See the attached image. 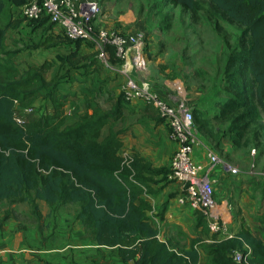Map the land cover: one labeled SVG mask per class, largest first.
<instances>
[{"label":"trees","instance_id":"1","mask_svg":"<svg viewBox=\"0 0 264 264\" xmlns=\"http://www.w3.org/2000/svg\"><path fill=\"white\" fill-rule=\"evenodd\" d=\"M164 1L189 11L193 17L202 10L209 16L221 12L243 27L244 46L230 50L223 65L224 96L218 99L219 109L214 116L218 123H227L236 139L243 137L264 115V0ZM25 2L0 0V16L6 3L10 8H21ZM29 21L50 22L47 17ZM5 28H0V48ZM82 42L55 33L44 37L37 46H65L64 52L56 53L57 62L78 69L86 65V57L79 52ZM106 51L108 61L119 65L113 46L108 45ZM87 58L95 64L92 56ZM51 66L50 61H45L20 70L12 63L0 62V201H28L37 219L35 199L44 200L51 210L76 205L75 218L88 237L97 246L107 247L108 257L120 264H198V239L192 238L184 247L169 237L161 238L151 219L154 207L144 198L157 191L152 185L160 180L155 178L161 174V178H167L168 168L155 167L142 156L121 153L126 133L122 121L129 113L123 103L128 101L120 92L103 93L101 86L97 88L99 97L69 119L65 110L67 96L59 88L62 80L43 75ZM43 93L49 110L40 115L30 112L21 124L17 123L15 113ZM192 114L195 126L207 128V119L197 110ZM151 117L164 120L160 115ZM166 204H162L161 211ZM6 218L3 215L0 222ZM244 244L250 249L249 261L264 264V231L261 237H254L241 229L231 237L198 247L206 250L207 264H237L232 260V251H246Z\"/></svg>","mask_w":264,"mask_h":264},{"label":"crops","instance_id":"2","mask_svg":"<svg viewBox=\"0 0 264 264\" xmlns=\"http://www.w3.org/2000/svg\"><path fill=\"white\" fill-rule=\"evenodd\" d=\"M99 25L111 29L112 23L100 20ZM144 30L147 32V55L160 45L163 34L155 36ZM59 31V27L54 26V32ZM190 59L192 65L197 64L195 56L190 55ZM148 64L147 60L145 68L134 73L138 79L149 80L162 98L172 104L182 103L207 119V128L199 130L201 145L194 149L192 157L201 166L199 174L202 176L209 175L210 162L206 150H212L219 157V162L213 167V176L216 178L213 186L216 204L213 211L227 228L226 235L213 234L210 230L208 235L201 234L193 221L195 210L187 204L179 205L176 201L181 192V184L167 176L163 182L152 185L157 190L155 193L144 195L154 207L151 219L159 229L160 237H169L174 243L180 244L184 236L186 242L180 244L184 247H188L192 238L201 237L196 244H208L229 234L234 235L241 229L247 230L254 237H261L264 231V183H256L247 170L250 156L247 147L250 143H244V139L241 142V138L236 139V135L227 129V124L222 125L214 118L219 109L217 101L221 96L211 90L198 93L194 86L186 92L180 84L162 80L158 73H152L147 68ZM117 75L125 79L119 72ZM111 89L115 91L117 88ZM118 92L119 89L115 94ZM128 111L127 117L130 116L131 120L124 126L126 133L122 155L142 156L155 167H169L176 144L167 138L165 121H156L143 110ZM263 153L264 146L258 149L256 157L260 168H264ZM229 166L238 168L239 174L229 172ZM164 202H167L166 208L160 215L157 208ZM34 203L39 219L28 201L12 202L0 210V219L7 215L0 222V264H120L108 257L107 247L97 246L88 237L83 225L75 218L76 205L67 204L51 210L44 200L35 199ZM206 224L208 226L207 221ZM196 246L200 257L198 264H204L205 252L199 245Z\"/></svg>","mask_w":264,"mask_h":264},{"label":"rangeland","instance_id":"3","mask_svg":"<svg viewBox=\"0 0 264 264\" xmlns=\"http://www.w3.org/2000/svg\"><path fill=\"white\" fill-rule=\"evenodd\" d=\"M97 1L102 8V13L95 24L96 22L99 24L100 20H106L112 23L111 29L119 32L139 30L145 32L144 29H146L151 35L163 34V39L159 41L160 45L146 55L149 63L147 68L151 69L152 73H158L162 80H172L180 84L186 92L194 86L198 93L211 90L213 93L216 91L218 95L224 96L221 91L223 86L221 75L226 56L235 47L244 46V41L241 40L243 27L240 24L231 21L221 12H215L209 16L210 14L202 10L197 17H193L189 11L167 4L164 0ZM4 27L6 28L4 44L0 48V62L12 63L20 70H25L29 66L50 61L52 66L43 75L46 79L62 80L59 88L67 96L65 110L69 119H74L85 109L88 102H93L99 97L98 87L102 86L104 93L105 90H112L111 88L114 87L118 89L125 80L118 77L116 65H112L108 60L106 63L97 58L99 47L90 41L82 42L79 49V52L86 57L83 61L86 64L85 67L81 65L78 69H71L65 65L62 66L57 62L55 55L64 52L65 46L58 45L51 48L37 46L47 35H55L54 26L48 21L33 23L25 19L21 8H10L8 3L5 4L0 16V28ZM89 55L95 60V64L89 62L87 58ZM190 55L195 56L197 64L190 63L192 62L191 59L189 60ZM138 71H131L130 77L138 79L134 74ZM117 89L112 92L115 94ZM104 100L105 98L102 101ZM123 104L127 110H143L159 117L150 104L140 102H124ZM27 107L32 108L31 112L35 115L48 111L49 102L46 100L45 93L32 99ZM130 120V116L126 117L122 121L123 125L125 126ZM196 127L200 135V128L197 125ZM252 127L253 130L244 133L241 137V142L244 139V143H250L247 147V153H250L247 170L249 171L253 164L255 171L260 172L264 171V168L258 167L256 157L258 149L264 146V115ZM167 168L166 173L169 174L170 169ZM161 176L163 174L155 179L163 182L166 178ZM253 179L258 184L263 183L256 176H253ZM11 203L12 201H0V210ZM162 208V206L157 208L160 215L165 210L161 211ZM201 217L195 210L194 224L200 229L201 234L208 235L209 228L205 219ZM184 238V236L181 237L180 244H185ZM197 239L200 240L201 237ZM201 244L206 245V243ZM203 250L204 264H207L208 257L206 250L204 248Z\"/></svg>","mask_w":264,"mask_h":264},{"label":"built area","instance_id":"4","mask_svg":"<svg viewBox=\"0 0 264 264\" xmlns=\"http://www.w3.org/2000/svg\"><path fill=\"white\" fill-rule=\"evenodd\" d=\"M23 16L28 20H37L47 17L54 26L59 27V32L71 40L93 42L99 47L97 58L107 63L108 53L106 47L113 46L115 55L120 59L116 70L124 75L125 80L120 85L119 92L128 102H140L152 105L163 117L167 126V138L176 144L170 160L168 177L181 184V192L176 197L179 205H189L199 211L208 223L213 234L226 235L225 223L215 214L213 208L216 204L213 195V186L216 178L213 176V167L219 162L218 156L210 149L206 150L209 159V175L199 174L201 166L192 157L194 149L201 145L198 132L190 108L182 103L172 104L162 98L152 87L147 79L130 77L131 71L143 70L147 58L145 46L147 43L146 32H119L114 29L97 27L96 19L102 13V8L97 0H26L21 7ZM32 108L25 107L15 113L14 120L21 124L25 115ZM232 174H239L236 167H228ZM250 171V172H249ZM249 173L264 181V171L256 172L251 164ZM233 235H227L231 237ZM241 249L232 251V260L237 264H253L249 261V247L244 244Z\"/></svg>","mask_w":264,"mask_h":264}]
</instances>
